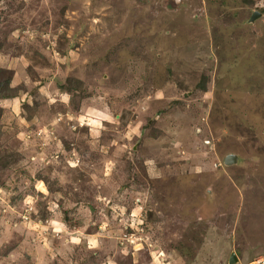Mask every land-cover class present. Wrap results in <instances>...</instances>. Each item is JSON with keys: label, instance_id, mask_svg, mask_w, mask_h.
Instances as JSON below:
<instances>
[{"label": "rangeland", "instance_id": "obj_1", "mask_svg": "<svg viewBox=\"0 0 264 264\" xmlns=\"http://www.w3.org/2000/svg\"><path fill=\"white\" fill-rule=\"evenodd\" d=\"M262 9L0 0V264H264Z\"/></svg>", "mask_w": 264, "mask_h": 264}, {"label": "water", "instance_id": "obj_2", "mask_svg": "<svg viewBox=\"0 0 264 264\" xmlns=\"http://www.w3.org/2000/svg\"><path fill=\"white\" fill-rule=\"evenodd\" d=\"M260 14L259 11H254L251 18H250V21H253V19L258 15ZM237 161V155L235 153H228L226 156H225V159H224V163L229 165V164H232V163H235ZM237 260V257H236V254L234 252L231 253V257H230V262H234Z\"/></svg>", "mask_w": 264, "mask_h": 264}, {"label": "trees", "instance_id": "obj_3", "mask_svg": "<svg viewBox=\"0 0 264 264\" xmlns=\"http://www.w3.org/2000/svg\"><path fill=\"white\" fill-rule=\"evenodd\" d=\"M262 10H264V9H262Z\"/></svg>", "mask_w": 264, "mask_h": 264}]
</instances>
